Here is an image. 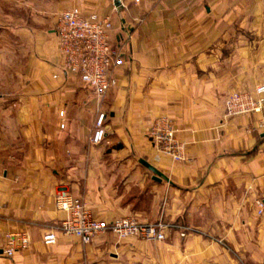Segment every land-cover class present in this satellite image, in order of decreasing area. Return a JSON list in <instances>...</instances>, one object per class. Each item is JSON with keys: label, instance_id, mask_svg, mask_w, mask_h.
I'll list each match as a JSON object with an SVG mask.
<instances>
[{"label": "crops", "instance_id": "obj_1", "mask_svg": "<svg viewBox=\"0 0 264 264\" xmlns=\"http://www.w3.org/2000/svg\"><path fill=\"white\" fill-rule=\"evenodd\" d=\"M76 6L114 20L121 63L101 100L61 67L58 15ZM259 84L264 0H0V264H264V130L253 129L264 112H225L231 92ZM101 112L108 143L93 144ZM160 115L185 161L152 143ZM62 189L92 218L163 221L166 238L59 232L46 244L65 218ZM22 231L29 246L7 257V235Z\"/></svg>", "mask_w": 264, "mask_h": 264}, {"label": "built area", "instance_id": "obj_2", "mask_svg": "<svg viewBox=\"0 0 264 264\" xmlns=\"http://www.w3.org/2000/svg\"><path fill=\"white\" fill-rule=\"evenodd\" d=\"M115 24L111 14L85 12L80 7L64 9L58 19L56 33L61 67L66 74L77 76L87 87L93 90L98 99L106 96L116 83L115 69L121 63V53L112 44ZM226 116L234 117L264 112V84L253 90L231 92L225 102ZM64 118L65 110L60 111ZM65 127V120L61 128ZM256 130H264V118L259 120ZM178 128L168 115H160L152 123L149 137L157 151L175 162L186 160V143L178 136ZM93 144L108 143L106 113L101 112L96 120L91 137ZM58 210L65 218L50 232L45 234L46 244H55L59 232L79 238L83 243H91L97 236L113 233L119 239L140 237L148 240H164L169 224L158 221L143 223L134 217H122L112 221L92 218L84 200L75 197L66 190H59L55 197ZM258 214H264V201H256ZM183 229L186 236L189 227L175 225ZM30 244L29 234L25 231L10 233L3 253L11 258L18 249Z\"/></svg>", "mask_w": 264, "mask_h": 264}, {"label": "water", "instance_id": "obj_3", "mask_svg": "<svg viewBox=\"0 0 264 264\" xmlns=\"http://www.w3.org/2000/svg\"><path fill=\"white\" fill-rule=\"evenodd\" d=\"M120 1L118 2V4L120 5ZM118 12H119V14H120V12H121V10L119 9L118 10ZM124 21V20H123ZM142 162L150 169V170H152L153 172H154V174H155V178L156 179H160L161 178V176H162V174H161V172L157 169V168H155L154 166H152L151 164H149L148 162H146L145 160H142ZM2 252V251H1Z\"/></svg>", "mask_w": 264, "mask_h": 264}, {"label": "rangeland", "instance_id": "obj_4", "mask_svg": "<svg viewBox=\"0 0 264 264\" xmlns=\"http://www.w3.org/2000/svg\"><path fill=\"white\" fill-rule=\"evenodd\" d=\"M58 19H59V15H58ZM114 21V20H113ZM120 23V25H121V22H119ZM114 40L112 41V44H113V46L115 47V45H114Z\"/></svg>", "mask_w": 264, "mask_h": 264}]
</instances>
